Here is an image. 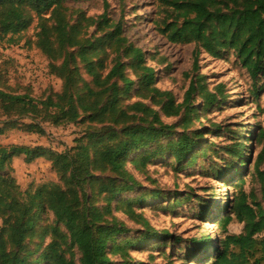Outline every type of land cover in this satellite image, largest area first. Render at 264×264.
<instances>
[{
  "label": "trees",
  "instance_id": "16d2710c",
  "mask_svg": "<svg viewBox=\"0 0 264 264\" xmlns=\"http://www.w3.org/2000/svg\"><path fill=\"white\" fill-rule=\"evenodd\" d=\"M68 1L0 0V39L17 44L21 34L36 23V41H28V45L47 57L51 74L63 83L61 93L38 99L28 89L21 93L10 88L0 73V116L14 129L0 123V264H77L75 249L81 254L80 264H111L110 257L124 248L158 238L155 229L137 214L134 206L149 199L158 200L159 191L150 197L119 201L116 212L121 210L132 221L144 224L145 230L138 240L124 245L118 244V237L129 230L113 217L112 202L139 187L129 166L142 174L153 162L168 155L179 165L188 161L199 148L201 136L189 133L192 116L198 114L190 102L196 93L204 96L207 109L217 102L216 96L205 90V77L196 75L184 102L176 104L169 92L157 88L155 70L148 65L143 50L124 37L121 22L106 15L88 17L71 10ZM157 2L161 11L166 9L172 16L155 22L159 34L170 43L195 44L217 60L233 52L253 81L264 75V0ZM93 28L95 31L91 33ZM200 56L196 52L195 73L199 70ZM261 90L264 91V85ZM134 91L139 101H131ZM154 107H161L168 118L180 117L184 112V131L177 139L163 143L175 136L178 126L165 124ZM16 109L19 114L13 117L11 113ZM80 125L86 126L82 132L78 129ZM49 127H70L78 130V134L70 144L50 137ZM15 130L39 136L45 143L42 146L5 143ZM263 138L261 133L260 140ZM243 151L238 146L230 154L243 159ZM18 158L29 167L42 161L49 176L54 175L60 184L38 185L35 180L25 183L14 167ZM196 159L189 161V167ZM263 162L264 150L255 168L262 186ZM103 174L109 177L104 178ZM86 185L92 188L93 197L95 192L106 197L103 210L89 205L83 196ZM46 211L54 215L55 224L40 227ZM231 212L245 225L244 233L228 236L223 252H218L212 264H251L257 252L255 237L264 234V208L242 188ZM232 221L229 217L224 225L230 226ZM36 238L41 242L30 250L28 243ZM47 238L50 243L41 250ZM200 242L204 247L209 245L206 248L212 246L210 239ZM262 252L264 255V243Z\"/></svg>",
  "mask_w": 264,
  "mask_h": 264
},
{
  "label": "rangeland",
  "instance_id": "374dc122",
  "mask_svg": "<svg viewBox=\"0 0 264 264\" xmlns=\"http://www.w3.org/2000/svg\"><path fill=\"white\" fill-rule=\"evenodd\" d=\"M67 6L91 18L106 15L114 22H121L124 37L129 44L143 50L148 65L155 70L157 88L162 92H169L176 104L184 102L196 75L205 77V90L217 98V102L209 109L205 108L204 96L199 93L190 102L192 109L195 108L198 114L192 116L193 124L189 127V133L201 134L202 138L200 136V146L188 161L179 165L168 155L153 162L142 174L133 167H128L139 187L112 202L113 217L129 230V233L118 237V244L138 240L145 233L144 224L132 221L121 210L116 212L119 201L138 200L145 195L150 197L154 191L161 193L158 200L149 199L143 205L136 204L134 207L137 214L142 215L159 236L144 245L124 248L118 255L110 257L111 264H212L218 252H223V244L228 236H240L244 233L245 225L231 212L241 189L244 188L247 195H253L264 208V186L257 180L255 172L258 158L264 150V138L260 140L261 133H264V91L261 90L264 75H259L253 81L233 52L217 60L195 44L170 43L159 34L155 22L165 18L169 20L172 16L167 14L166 9L160 10L157 0H69ZM94 31L95 28L90 32ZM36 33L35 23L21 34L22 38L17 44L0 39V73L16 92L22 93L28 89L38 99H45L61 93L63 83L51 74L47 57L35 46L28 45V41H36ZM196 52L201 54L197 73L193 71ZM111 60L112 58L109 63ZM129 75L135 80L131 73ZM135 93L136 91L131 94L132 102L139 101ZM154 109L165 124L178 126L175 136L164 139L163 143L177 139L184 131V112L180 117L168 118L162 113L161 107ZM18 114V109L11 113L13 117ZM0 123L5 124L9 130H14L2 116ZM78 129L82 132L86 126L80 125ZM21 132H11L5 143L25 146H42L45 143L39 136ZM47 132L50 137L70 144L78 134V130L70 127H49ZM238 146L244 150L243 159L230 154ZM193 157L197 159L189 167L188 163ZM15 167L25 183L35 180L39 182L38 185L60 184L55 176H49L48 168L42 161L33 168L18 159ZM261 170L264 171V162ZM101 176L108 178L109 174ZM21 186L25 189L24 184ZM84 191L83 196L90 206L103 210L107 205L105 196L95 192L93 197V190L89 185H86ZM229 217L233 221L230 226H225L224 221ZM53 224L54 215L46 211L40 227ZM161 236L163 237L159 239ZM205 239L211 240V247L201 245L200 241ZM255 239L258 243L257 252L251 264H264V234L257 235ZM40 242V239H34L28 243L29 249L35 250ZM49 243L50 239L47 238L41 250ZM74 253L77 264H80L81 254L77 249Z\"/></svg>",
  "mask_w": 264,
  "mask_h": 264
},
{
  "label": "crops",
  "instance_id": "0c3cea01",
  "mask_svg": "<svg viewBox=\"0 0 264 264\" xmlns=\"http://www.w3.org/2000/svg\"><path fill=\"white\" fill-rule=\"evenodd\" d=\"M18 159H22V158H18ZM18 159H16V160H18ZM15 160V161H16ZM23 160V159H22ZM24 162V161H23ZM25 164V163H24ZM26 165V164H25ZM27 166V165H26ZM45 166L47 167V165L45 164ZM14 167H15V162H14ZM30 167H33V168H35V167H37V165H35V166H30ZM48 168V167H47ZM15 169H16V167H15ZM17 170V169H16ZM17 172H18V170H17ZM18 174H19V172H18ZM54 176V175H53ZM52 177V176H51Z\"/></svg>",
  "mask_w": 264,
  "mask_h": 264
}]
</instances>
